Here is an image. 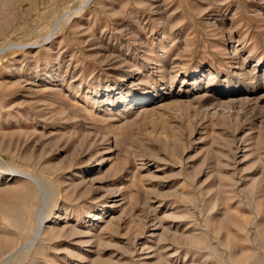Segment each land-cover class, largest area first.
Listing matches in <instances>:
<instances>
[{
	"label": "rangeland",
	"instance_id": "obj_1",
	"mask_svg": "<svg viewBox=\"0 0 264 264\" xmlns=\"http://www.w3.org/2000/svg\"><path fill=\"white\" fill-rule=\"evenodd\" d=\"M0 264H264V0H0Z\"/></svg>",
	"mask_w": 264,
	"mask_h": 264
},
{
	"label": "bare ground",
	"instance_id": "obj_2",
	"mask_svg": "<svg viewBox=\"0 0 264 264\" xmlns=\"http://www.w3.org/2000/svg\"><path fill=\"white\" fill-rule=\"evenodd\" d=\"M99 218V216H95V219H98Z\"/></svg>",
	"mask_w": 264,
	"mask_h": 264
}]
</instances>
